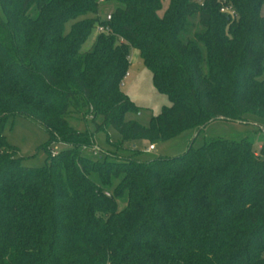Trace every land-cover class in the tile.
Here are the masks:
<instances>
[{"label": "trees", "instance_id": "1", "mask_svg": "<svg viewBox=\"0 0 264 264\" xmlns=\"http://www.w3.org/2000/svg\"><path fill=\"white\" fill-rule=\"evenodd\" d=\"M263 2L0 0V264H264V138L261 154L247 137L146 160L84 151L101 128L154 143L264 117ZM132 47L170 100L147 124L125 117L140 111L121 88ZM16 114L68 145L23 164L3 133Z\"/></svg>", "mask_w": 264, "mask_h": 264}, {"label": "rangeland", "instance_id": "2", "mask_svg": "<svg viewBox=\"0 0 264 264\" xmlns=\"http://www.w3.org/2000/svg\"><path fill=\"white\" fill-rule=\"evenodd\" d=\"M168 2L169 0H163V8H166ZM113 7V3H106L102 6L101 13L106 15ZM260 14L264 17V2L260 7ZM0 16H4L1 4ZM94 35L93 31L84 43L83 49L91 45ZM121 88L140 108L139 112H126L125 117L136 119L142 124H147L152 113L158 112L163 105L170 103L168 96L154 87L151 71L142 61L139 50L134 47L129 50L127 74L121 81ZM70 122L79 130L85 129L86 124L90 125L89 121L86 123L82 118H71ZM3 133L7 141L16 148V154L21 157L22 163L30 166L44 164L50 151L54 152L68 145L62 141L52 140L44 125L22 114L8 116L3 123ZM215 137L234 139L247 137L253 142L254 150L261 154L259 148L264 138V117L249 113L245 114L243 119L215 118L200 131L195 128L184 129L166 140L155 141V147L148 150L147 140L126 139L119 145L117 142L120 135L114 128H101L95 134L93 146H84V151L91 156H97L100 153L99 149L121 155L133 152V157L146 160L157 156L178 155L186 150L191 141L196 146Z\"/></svg>", "mask_w": 264, "mask_h": 264}, {"label": "built area", "instance_id": "3", "mask_svg": "<svg viewBox=\"0 0 264 264\" xmlns=\"http://www.w3.org/2000/svg\"><path fill=\"white\" fill-rule=\"evenodd\" d=\"M106 19H110V15L109 14L106 16ZM96 30L99 31V32H102V31L103 32H107L109 29L107 27H104V26L100 25V26L97 27ZM125 74H127V71H126ZM153 147H154V143H149L147 149H152Z\"/></svg>", "mask_w": 264, "mask_h": 264}, {"label": "crops", "instance_id": "4", "mask_svg": "<svg viewBox=\"0 0 264 264\" xmlns=\"http://www.w3.org/2000/svg\"><path fill=\"white\" fill-rule=\"evenodd\" d=\"M143 140H144V139H143ZM148 145H149V144H148ZM154 147H155V145H154ZM154 147H153V148H154ZM153 148H152V149H153ZM147 150H148V149H147Z\"/></svg>", "mask_w": 264, "mask_h": 264}]
</instances>
